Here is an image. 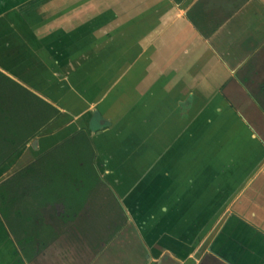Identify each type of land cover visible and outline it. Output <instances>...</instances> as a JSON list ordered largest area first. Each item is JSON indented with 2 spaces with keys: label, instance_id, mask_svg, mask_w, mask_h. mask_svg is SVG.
<instances>
[{
  "label": "crops",
  "instance_id": "crops-1",
  "mask_svg": "<svg viewBox=\"0 0 264 264\" xmlns=\"http://www.w3.org/2000/svg\"><path fill=\"white\" fill-rule=\"evenodd\" d=\"M0 72L60 113L0 167L83 129L137 221L30 264H264V0H0Z\"/></svg>",
  "mask_w": 264,
  "mask_h": 264
},
{
  "label": "trees",
  "instance_id": "trees-1",
  "mask_svg": "<svg viewBox=\"0 0 264 264\" xmlns=\"http://www.w3.org/2000/svg\"><path fill=\"white\" fill-rule=\"evenodd\" d=\"M59 114L0 72V166ZM94 159L92 141L81 129L0 183V215L27 257L53 237L42 216L46 206L61 202L64 220L82 209L89 183L98 179Z\"/></svg>",
  "mask_w": 264,
  "mask_h": 264
},
{
  "label": "flooded vegetation",
  "instance_id": "flooded-vegetation-1",
  "mask_svg": "<svg viewBox=\"0 0 264 264\" xmlns=\"http://www.w3.org/2000/svg\"><path fill=\"white\" fill-rule=\"evenodd\" d=\"M93 165L98 179L89 183L83 196L82 209H80L72 219L67 218V220H64L60 216L63 212V204L57 202L51 205L55 211L52 217L54 221L49 222L46 216L43 218L51 226V234L53 237L48 239L47 243L42 247L36 244L35 252H32L33 254L30 252L28 257L23 253V249L17 242L16 236L9 230L4 219L1 217L25 263L30 264L32 261L36 260V258L48 249V247L53 245L60 234H63L65 231L69 234V232H72V229L89 230L82 238L88 246L100 249L104 243L109 241L110 238H114L115 234L126 227L127 217L124 213L123 205L118 201L119 198L116 192L110 188L107 178L103 173V167L102 169H100L101 167H96L95 159ZM101 173L103 174L101 175ZM71 222H74L75 226L71 228L65 227L67 223L69 224ZM116 223L122 224L121 226L120 224L116 226ZM69 237L72 239L75 236L69 235ZM54 247L52 246L50 250H48L49 254L54 251Z\"/></svg>",
  "mask_w": 264,
  "mask_h": 264
},
{
  "label": "rangeland",
  "instance_id": "rangeland-1",
  "mask_svg": "<svg viewBox=\"0 0 264 264\" xmlns=\"http://www.w3.org/2000/svg\"><path fill=\"white\" fill-rule=\"evenodd\" d=\"M45 129V128H44ZM46 131V130H44ZM24 160H22L21 162H23ZM20 168L22 167H0V182L4 181L5 179H7L9 176H11L15 171L19 170ZM102 169V167L100 168ZM103 173H101L102 175ZM54 209L51 207V205H48V211H46V219L49 221V222H53L54 219L52 218L53 217V213H54ZM99 223V222H98ZM121 226L122 223H116V226ZM136 224H137V221L136 220H130L128 221L127 220V224L125 225L126 227H129V228H133V227H136ZM75 226L74 222H71V223H67L65 227H73ZM83 226V225H81ZM66 229V228H65ZM69 230V229H68ZM69 234H71V232H69ZM115 238V237H114Z\"/></svg>",
  "mask_w": 264,
  "mask_h": 264
}]
</instances>
